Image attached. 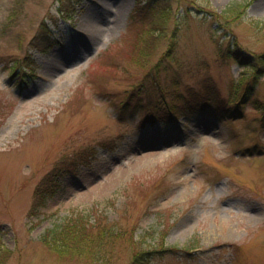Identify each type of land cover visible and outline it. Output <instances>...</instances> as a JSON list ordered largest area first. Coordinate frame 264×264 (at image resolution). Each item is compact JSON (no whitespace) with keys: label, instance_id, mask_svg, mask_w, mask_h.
<instances>
[{"label":"rangeland","instance_id":"rangeland-1","mask_svg":"<svg viewBox=\"0 0 264 264\" xmlns=\"http://www.w3.org/2000/svg\"><path fill=\"white\" fill-rule=\"evenodd\" d=\"M104 1L78 0L63 18L59 0H0L6 264H84L58 258L39 238L73 211L91 209L127 237L149 233L144 246L156 253L147 264H264V71L255 79L229 57L244 54L264 70V0ZM112 3L128 10L116 24ZM86 15L100 33L93 42L77 32L87 28L79 25ZM42 22L56 42L45 52L31 49ZM150 33L155 48L138 63ZM157 65L161 86L201 111L179 105L176 123L149 125L141 123L144 111L124 108ZM236 85L243 103L233 110ZM154 91L140 94L142 102L157 100ZM99 141L114 147L58 177L55 194L29 215L34 189L54 163ZM108 250L114 264L133 257L127 242Z\"/></svg>","mask_w":264,"mask_h":264},{"label":"trees","instance_id":"trees-1","mask_svg":"<svg viewBox=\"0 0 264 264\" xmlns=\"http://www.w3.org/2000/svg\"><path fill=\"white\" fill-rule=\"evenodd\" d=\"M65 4L68 5L66 8L64 7ZM76 5H78V0H59L57 11L63 14V18H67L73 13ZM151 8L154 9V5L148 9V13H151ZM162 15L167 16L168 13L163 12L161 16ZM238 15H240V13H238ZM164 21L166 22V19H164ZM41 26L43 28L41 30L42 33H40L37 41L35 39L32 41L31 49L45 52L53 45L54 38H52L45 22H42ZM150 34V36H152V33ZM148 35L149 34H147V36ZM141 43L144 44V49L140 50L141 55L137 59V62L143 64L145 61L142 59L150 56L154 50L156 39L152 36V39L149 38L147 41L144 39ZM229 57L240 65H247L253 69L255 79L259 78L260 74L264 71L260 67H256L251 58L244 54L230 53ZM259 62L264 66V55L260 57ZM26 67L31 68L32 63L28 62ZM28 71L30 73L33 72L32 68ZM162 73L163 71L160 69V65H157L155 76L151 79L148 78V76L143 78V81H141L138 86H135V88L133 87V91L128 92L126 102L123 104L124 108L133 107L144 111L145 117L143 121L149 122L150 124H154L158 121L172 123L178 117V106L186 105L185 109L189 106L180 96L176 94L171 96L167 92L168 89L161 86ZM23 75H25L24 72ZM23 75L21 76L22 82L25 81L26 77ZM179 80V78H173L174 82L171 83L172 86L176 88V86L179 85ZM150 88L151 90L148 94ZM153 88L158 99L151 103L142 102L140 94L145 93L146 97H149L153 92ZM238 88V85L233 87L230 96L231 99L229 98L232 102L228 100V104L233 110H238L239 104L241 105L243 103V101H241L242 99L239 100ZM246 90H249V88H246ZM188 109L196 111L202 110V108L195 104L193 107L189 106ZM261 110H264V108L261 107ZM224 111H226L225 107L221 112H219V110L217 112L222 113ZM113 144L114 142L111 141H99L97 146L84 147L69 155L61 156L35 187L28 214L36 215L40 208L45 206L46 200L55 194L58 177L64 174H74L79 166L88 165L90 163L97 153L98 148L105 147L112 149ZM149 236L150 234L145 232L136 240L132 234L127 237L126 231H122L113 223L106 225L105 218L99 215L97 209H91L88 213L73 211L69 217L62 222L54 225L52 228L44 230L39 240L58 258L82 262L84 264H114L115 254L108 249L114 248V246L120 242H127L133 248V257L129 264H147L148 260L156 253L152 249H148L144 246ZM187 250L186 248L185 251ZM11 253V251L6 249L1 250L0 264H6Z\"/></svg>","mask_w":264,"mask_h":264},{"label":"bare ground","instance_id":"bare-ground-1","mask_svg":"<svg viewBox=\"0 0 264 264\" xmlns=\"http://www.w3.org/2000/svg\"><path fill=\"white\" fill-rule=\"evenodd\" d=\"M104 2L108 3L107 0H105ZM105 3V4H106ZM111 3V2H110ZM107 6L109 5L106 4ZM110 6H113L115 13H114V24H116L118 22V20L122 17V15H125L128 13L127 9H124L123 7H121L118 3H112L110 4ZM81 24H85L86 25V29H79L77 30V32L82 35L85 36L88 34L91 35L90 40L93 42L97 39V36L100 35V33L98 32V26L96 25V22L94 21V19H92L91 16H85L81 19L79 25ZM106 35H111L112 34V29H108L105 32ZM88 40V42L90 41Z\"/></svg>","mask_w":264,"mask_h":264}]
</instances>
